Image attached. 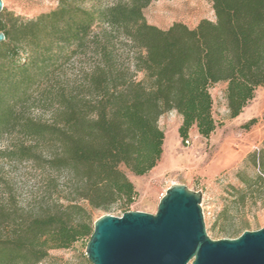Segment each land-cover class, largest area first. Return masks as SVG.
<instances>
[{"label":"trees","instance_id":"obj_1","mask_svg":"<svg viewBox=\"0 0 264 264\" xmlns=\"http://www.w3.org/2000/svg\"><path fill=\"white\" fill-rule=\"evenodd\" d=\"M84 1L57 0L33 18L0 13V159L28 165L43 184L37 204L21 205L0 175V264H40L51 249L87 242L96 212L130 210L138 191L126 171L142 176L160 160L162 114L180 116L186 145L191 128L208 138L218 125L212 85L225 83L230 118L264 87V0H210L212 19L167 28L146 20L153 0ZM116 35L132 65L115 63ZM88 53L91 66L67 78L64 65ZM236 175V200L249 191L264 206V139Z\"/></svg>","mask_w":264,"mask_h":264},{"label":"rangeland","instance_id":"obj_2","mask_svg":"<svg viewBox=\"0 0 264 264\" xmlns=\"http://www.w3.org/2000/svg\"><path fill=\"white\" fill-rule=\"evenodd\" d=\"M1 1L0 13L11 12L24 18H33L57 5V0ZM114 1L85 0L84 4L87 7L106 6ZM143 13L148 23L160 28H167L174 21L194 26L202 18H213L210 0H153ZM103 27L101 24L96 25L94 31L100 33ZM99 38H103L101 34ZM112 40L115 63L132 65V54L122 36L116 35ZM79 57L72 59L69 65H64L67 78L71 79L82 69H88L94 61L90 53L86 57ZM224 89V82L216 83L209 89L213 99V116L218 125L208 138L194 136L190 132L188 143L183 145L177 133L180 116L175 111H169L159 117L158 123L167 142L165 152L161 155L164 159L158 168L165 170L159 174L150 171L139 180H134L138 197L130 204V210L154 213L165 190L171 184L181 183L192 190L201 191L205 229L212 239L234 238L242 233L238 234L240 230L264 227V206L258 200L253 201L255 194L244 192V203L236 200V189L243 187L236 170L242 167L243 159L249 152L261 147L264 139V87L256 90L254 98L235 118L228 115ZM252 117H257V123L248 129L244 128L243 124ZM4 145L5 140L0 141V148ZM0 166V175L11 181L19 204L33 205L41 200L43 184L38 172L26 164H10L3 159H0ZM245 171L253 175L256 169L247 166ZM126 173L130 175L129 171ZM225 208L227 212L222 214ZM105 213L120 215L110 211L96 212L94 216L99 217ZM85 245V240H80L69 248L51 249L40 264H91L85 256Z\"/></svg>","mask_w":264,"mask_h":264},{"label":"water","instance_id":"obj_3","mask_svg":"<svg viewBox=\"0 0 264 264\" xmlns=\"http://www.w3.org/2000/svg\"><path fill=\"white\" fill-rule=\"evenodd\" d=\"M201 200V191L174 183L154 213L100 215L93 222L85 256L91 264H264V227L212 239L205 229Z\"/></svg>","mask_w":264,"mask_h":264},{"label":"crops","instance_id":"obj_4","mask_svg":"<svg viewBox=\"0 0 264 264\" xmlns=\"http://www.w3.org/2000/svg\"><path fill=\"white\" fill-rule=\"evenodd\" d=\"M261 88V87H260ZM190 132L192 133V134H194V136H199V134L197 133V130H196V128L195 127H193V128H191V130H190ZM166 136L164 137V142H163V151L165 152V146H166ZM174 146H175V144H173V148H174ZM163 152V153H164ZM164 159V158H163ZM162 158H161V160H159V163H157L150 171L152 172V174H159V173H162L164 170H165V168H158V165L160 164V162H162V160H163ZM149 171V172H150ZM146 175V174H145ZM145 175H142V176H145ZM129 176V178H130V180L133 182V183H135V181H137V180H139V178H141L142 176H136V175H133V174H131L130 173V175H128ZM135 180V181H134Z\"/></svg>","mask_w":264,"mask_h":264}]
</instances>
